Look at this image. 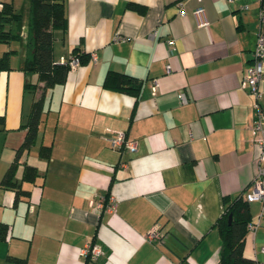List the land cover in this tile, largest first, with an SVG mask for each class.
I'll return each instance as SVG.
<instances>
[{"label":"crops","instance_id":"1","mask_svg":"<svg viewBox=\"0 0 264 264\" xmlns=\"http://www.w3.org/2000/svg\"><path fill=\"white\" fill-rule=\"evenodd\" d=\"M12 1L16 10L24 2ZM63 2L55 61L73 49L88 56L46 93L36 136L18 155L37 95L25 83L35 76L20 67V41L0 42V57L16 51L0 69V264H217L225 199H245L264 166L251 130L255 101L264 109V65L258 98L240 85L260 0ZM109 73L134 77L138 90L114 89ZM115 130L136 150L112 148ZM107 194L115 211L90 204ZM248 204L256 227L246 231L244 255L264 264V200ZM153 225L161 236L149 240ZM87 243L104 253L88 259Z\"/></svg>","mask_w":264,"mask_h":264},{"label":"trees","instance_id":"2","mask_svg":"<svg viewBox=\"0 0 264 264\" xmlns=\"http://www.w3.org/2000/svg\"><path fill=\"white\" fill-rule=\"evenodd\" d=\"M63 0H24L16 10L12 0L0 1V42L18 40L21 44V69L34 81H27L25 87L37 95L23 126L26 134L17 149V155L31 145L45 113L46 93L55 85L62 84L70 69L68 59L56 62L53 55L54 31L65 30L66 16ZM15 50L5 51L0 57V69L9 68V56ZM72 56L79 63L88 55L73 49ZM115 77L114 89L136 93L139 82L134 77L109 73L107 78ZM138 83V84H137ZM14 164L6 172V180L12 175ZM26 171V167H25ZM231 219L228 221V215ZM250 221L248 201L241 195L232 200L225 199L224 210L216 221L221 236V248L217 264H257L254 259L244 255V240L247 224Z\"/></svg>","mask_w":264,"mask_h":264},{"label":"built area","instance_id":"3","mask_svg":"<svg viewBox=\"0 0 264 264\" xmlns=\"http://www.w3.org/2000/svg\"><path fill=\"white\" fill-rule=\"evenodd\" d=\"M184 11L181 9L179 11L180 15H183ZM259 27L257 30L255 47L253 50V59L250 64L247 65L244 75L241 78L240 85L243 88L251 89L256 97L258 98V83L262 77V65H264V0H260L259 7ZM194 17L196 20V25L198 27H203L208 24V19L204 13L201 6H198L194 10ZM123 36L116 35L115 40L123 39ZM169 46L172 47L173 40L168 39ZM90 59L92 61L96 60L95 53L90 54ZM60 62H65V59L61 58ZM70 68H74L79 64L78 58L76 56H71L68 59ZM166 69H170V65H166ZM158 83L156 79H153L151 89L153 92L156 91ZM179 98L182 102H186L187 98L184 93L179 94ZM254 118L251 124V130L253 133V141H255L260 149L258 163L264 162V109L261 108L258 100L253 104ZM109 145L112 148L118 150H129L134 151L137 148V141L127 137L125 131L115 130L111 136L107 137ZM246 201L264 200V166H258L257 173L252 181L251 188L244 195ZM98 210H106L108 212H113L116 209L115 199L112 195H102L96 200L90 202ZM256 227L255 223L249 222L247 224V229L254 230ZM149 240L159 239L161 233L159 231L158 225H153L151 229L146 234ZM81 253L85 255L90 260H95L99 255L104 253L103 248L97 243H87L82 249Z\"/></svg>","mask_w":264,"mask_h":264},{"label":"water","instance_id":"4","mask_svg":"<svg viewBox=\"0 0 264 264\" xmlns=\"http://www.w3.org/2000/svg\"><path fill=\"white\" fill-rule=\"evenodd\" d=\"M230 219H231V214L228 215V221H230Z\"/></svg>","mask_w":264,"mask_h":264}]
</instances>
